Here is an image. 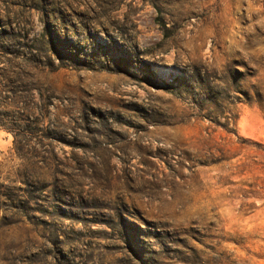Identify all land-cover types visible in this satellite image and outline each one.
Returning <instances> with one entry per match:
<instances>
[{"label": "rangeland", "instance_id": "obj_1", "mask_svg": "<svg viewBox=\"0 0 264 264\" xmlns=\"http://www.w3.org/2000/svg\"><path fill=\"white\" fill-rule=\"evenodd\" d=\"M0 264H264V0H0Z\"/></svg>", "mask_w": 264, "mask_h": 264}]
</instances>
